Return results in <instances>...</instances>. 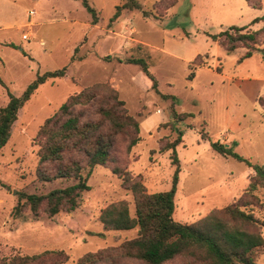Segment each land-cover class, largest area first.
<instances>
[{
	"label": "rangeland",
	"instance_id": "rangeland-1",
	"mask_svg": "<svg viewBox=\"0 0 264 264\" xmlns=\"http://www.w3.org/2000/svg\"><path fill=\"white\" fill-rule=\"evenodd\" d=\"M87 1L97 12L95 24L79 0H0V107L9 101L8 92L20 96L38 75L65 69L63 76L38 84L24 101L0 149V259L62 250L66 259L58 264H76L85 253L137 235L138 226L103 229L99 214L105 206L124 200L131 216L135 207L131 191L110 167L100 165L92 168L90 188L74 210L48 216L42 204L38 217L29 208L12 214L24 201L20 193L45 194L72 184L68 178L37 179L35 136L70 94L90 84L108 83L117 90L138 122V142L127 150L133 130L118 133L113 155L148 192L170 188L175 166L171 150L160 148L181 134L175 147L180 168L173 217L178 222H192L237 200L254 173L245 161L212 150L211 141L232 147L251 163H264V31L257 36L259 49L242 60L245 47L226 51L211 37L232 25L250 31L262 27L263 20H252L264 15V0L261 8L244 0H135L140 8H121L116 18L117 7L128 0ZM129 59L146 62L156 87L141 64ZM173 111L182 115L179 120ZM254 194L260 205L246 209L264 223V189ZM260 234L264 240V224ZM254 257L264 264V244ZM117 264L144 263L121 258ZM164 264L197 263L175 257Z\"/></svg>",
	"mask_w": 264,
	"mask_h": 264
},
{
	"label": "trees",
	"instance_id": "trees-1",
	"mask_svg": "<svg viewBox=\"0 0 264 264\" xmlns=\"http://www.w3.org/2000/svg\"><path fill=\"white\" fill-rule=\"evenodd\" d=\"M79 1L91 14V23L95 24L98 21L96 10L87 0ZM244 1L252 8H261L263 0ZM121 8L140 6L135 0H128L117 7L113 18L118 16ZM260 20H263V25L257 30L250 31L247 26L232 25L211 37L218 39L226 51L245 47L246 51L240 57L242 60L259 49L256 47L257 36L264 31V15L252 20V23ZM128 61L140 63L142 70L156 87V81L149 73L145 61ZM64 73V68L46 71L38 75L20 96L8 92L9 101L0 107V149L10 136L18 109L38 84L50 77L63 76ZM192 77L193 72H190L188 78ZM163 97L176 102L172 95ZM173 115L177 120L182 116L174 111ZM188 115L190 114H183ZM130 128L133 131L127 141V150L139 140V125L136 119L128 114L117 90L108 83L96 82L70 94L58 110L39 126L35 136L38 145L35 173L37 179L43 182L57 178H68L73 182L45 194L20 193V198H24V201H19L14 206L12 214L17 216L24 208H29L33 216L38 217L42 204L48 216L60 211H72L78 206L81 193L90 188L87 178L92 168L96 165L110 167L112 173L121 179V185L131 191L135 212L131 216L127 202L121 200L105 206L99 214V221L104 230H127L138 226L137 235L124 240L118 246H108L85 253L77 259L76 264H117L121 258L136 259L144 264H164L175 257H182L187 262L197 264H257L254 253L256 248L264 244L260 234V227L264 223L254 217L252 209L246 208L260 205L254 190L258 187L264 189V163H251L234 152L232 147L211 141L212 150L220 155L245 161L254 173L237 200L220 209H213L192 222H178L173 217L180 168L175 147L181 141V134L160 148L161 151L171 150L175 169L170 188L160 192H148L139 177L131 176L128 171L115 164L113 146L116 136ZM52 258L57 260L53 264H58L66 259V255L62 250H45L32 255L18 254L1 258L0 264H46Z\"/></svg>",
	"mask_w": 264,
	"mask_h": 264
},
{
	"label": "built area",
	"instance_id": "built-area-1",
	"mask_svg": "<svg viewBox=\"0 0 264 264\" xmlns=\"http://www.w3.org/2000/svg\"><path fill=\"white\" fill-rule=\"evenodd\" d=\"M24 38H26V36L24 35Z\"/></svg>",
	"mask_w": 264,
	"mask_h": 264
}]
</instances>
